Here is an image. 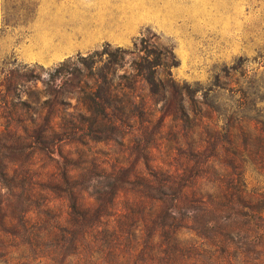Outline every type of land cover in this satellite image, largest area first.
Here are the masks:
<instances>
[{
    "label": "rangeland",
    "instance_id": "rangeland-1",
    "mask_svg": "<svg viewBox=\"0 0 264 264\" xmlns=\"http://www.w3.org/2000/svg\"><path fill=\"white\" fill-rule=\"evenodd\" d=\"M141 36L157 47L171 49L177 59L172 76L197 89V96L218 110L201 119H189L183 129L165 121L163 127L138 136V147H143L140 152L136 142L127 146L120 136L109 134L103 140L90 141V150L107 165L125 158V167L147 171L146 167L158 163L178 172L176 179L201 187L242 180L264 185V0H0V264L1 260L15 262L17 256L25 257L18 261L22 264L220 261L214 252L218 248L199 240L187 228H181L180 239L193 238L196 244L129 245L106 240L73 245L60 233L57 239L47 236L50 222L46 218L41 222L44 236L36 250L26 248L24 236H6L21 231L19 219L27 211L35 212L44 183L59 187L49 190L48 197L63 217L71 213L74 195L62 189H74L77 199L92 198L90 212L104 213L106 222L122 215L123 228L131 224L145 234L150 232L153 222L132 221L142 215L140 204L148 202L151 193L145 181L109 179V183L98 172H88L92 161L73 154L75 149L82 150L73 144L76 136L66 135V140L57 142L49 135L45 138L49 143L43 144L34 132L37 125L29 127L32 119L41 122L34 112L39 103L27 94L33 90L32 83L20 76L28 73L25 67L39 72L40 67L50 68L105 42L129 47ZM11 76H17L15 87L6 81ZM217 85L224 89L209 91ZM241 101L242 112L231 113ZM145 145L151 152L147 153ZM75 165L86 167V172L71 180L79 182L73 188L60 173ZM29 186L34 197L28 193ZM95 189L117 194L112 199L110 194H93ZM149 206L147 203L146 211ZM8 243L20 247L3 258Z\"/></svg>",
    "mask_w": 264,
    "mask_h": 264
},
{
    "label": "trees",
    "instance_id": "trees-1",
    "mask_svg": "<svg viewBox=\"0 0 264 264\" xmlns=\"http://www.w3.org/2000/svg\"><path fill=\"white\" fill-rule=\"evenodd\" d=\"M176 65L177 59L171 49L157 47L141 36L129 47L105 42L97 49L67 57L50 68L40 67L39 72L28 67L23 69L28 73L20 76L32 83L33 90L27 94L39 103L34 112L41 119L39 123L30 120L29 127L37 125L34 132L41 137L42 143H49L45 141L49 135H53L57 142L66 140V135L76 136L73 144L82 150L75 149L73 154L92 161L89 166L92 170L88 172L96 171L108 181H145L151 193L148 202L140 204L142 215L132 221L144 225L147 219L151 224L153 222V227L148 234L131 224L129 228H123L122 215L106 222L104 213L90 212L94 204L90 201L92 198L88 196L81 201L74 189H62L74 195L70 206L72 211L63 217L56 213V206L48 197L49 190L59 187L56 183H44L35 212L27 211L19 219L21 231H10L6 236L8 234L11 239L24 236L26 248L36 250L44 236L41 222L46 218L50 222L47 223V236L57 239L60 233L73 245L106 240L129 245L196 244L193 238L180 239L181 228H187L199 240L205 239L208 245L218 248L214 252L221 259L212 264H264V185L257 187L242 180L201 187L196 182L176 179L180 175L178 172L165 169L158 163L146 167L147 171L134 166L125 167V158L114 165H107V161H102L88 146L90 141L103 140L105 134L118 135L127 146L136 142L140 152L143 147H138L139 135L163 127L165 121H170L175 129L181 126L183 129L189 119H201L206 117L207 112L218 110L212 103L198 97L197 89L172 76L171 68ZM6 81L15 87L17 76H11ZM215 89L224 87L217 85L209 91ZM236 108L231 113L242 112L240 108H244V102H239ZM238 128L243 127L238 124ZM145 148L147 153L151 152L146 145ZM83 171L86 172V167L75 165L65 168L60 175L64 183L70 181L73 187L79 182L71 180L82 175ZM102 190L95 189L93 194H110L112 199L117 194ZM29 191L34 197L31 186ZM147 203L150 205L148 211L145 207ZM189 223L193 227L186 226ZM202 231L208 234L203 235ZM7 245L11 247L9 251ZM7 245L3 247V258L6 252L11 255L20 247L17 244ZM20 258L25 257L17 256V261L7 263L1 260V264H22L18 262Z\"/></svg>",
    "mask_w": 264,
    "mask_h": 264
}]
</instances>
